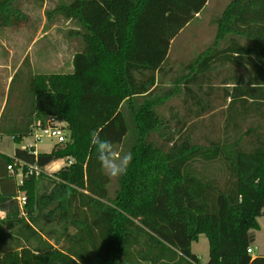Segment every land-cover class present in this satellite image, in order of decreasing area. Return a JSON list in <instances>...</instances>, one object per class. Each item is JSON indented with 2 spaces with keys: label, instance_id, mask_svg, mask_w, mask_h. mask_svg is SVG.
Returning <instances> with one entry per match:
<instances>
[{
  "label": "trees",
  "instance_id": "16d2710c",
  "mask_svg": "<svg viewBox=\"0 0 264 264\" xmlns=\"http://www.w3.org/2000/svg\"><path fill=\"white\" fill-rule=\"evenodd\" d=\"M208 1L73 0L55 8L80 25L73 33L84 49L66 73H34L25 58L0 115V136L21 143L56 116L68 124L66 145L38 155L17 148L14 156L41 168L74 160L25 179L23 213L8 170L13 156L0 152V264H264V256L248 252L264 216V0H233L215 19L222 46L188 63L177 79L191 109H199L204 85L225 67L236 70L222 79L225 137L196 143L183 134L184 122L178 135L167 133L166 147L149 141L160 123L157 107L180 92H155L172 40ZM19 2L0 0V28L29 23ZM130 133V157L111 196L104 165ZM196 163H222L224 177ZM202 234L207 263L192 251Z\"/></svg>",
  "mask_w": 264,
  "mask_h": 264
},
{
  "label": "rangeland",
  "instance_id": "374dc122",
  "mask_svg": "<svg viewBox=\"0 0 264 264\" xmlns=\"http://www.w3.org/2000/svg\"><path fill=\"white\" fill-rule=\"evenodd\" d=\"M19 1L21 9L30 16L29 23L20 27L0 28V115L6 104L12 78L26 57H29L34 73H66L73 70V57L85 46L82 36L73 33L80 29V25L63 15L53 13L61 2L70 4L73 0H45L43 3L34 0ZM232 1L209 0L204 10L172 40L169 58L159 75L155 92L163 97L166 96L165 92L171 89L180 88V92L167 97L157 107L160 123L157 130L151 134L150 142L166 147L167 133L173 131L178 135L184 122L183 134L191 136L196 143L208 145L210 140L225 137L227 101L223 97L222 79L236 70L225 67L218 78H212L210 83L204 85L205 90L200 91L204 98V106L199 109L197 107L191 109L192 105L185 95L184 83L177 82V79L184 73V67L188 63L216 45L222 46L223 42L218 41L219 27L215 19L223 15ZM48 12H52L51 18ZM237 71L244 73L242 68ZM27 73L28 67L24 66L16 83L17 89ZM126 114L130 119L128 108ZM249 122L254 123L256 119H250ZM246 126L247 124L244 128ZM131 136L130 133L122 143L113 147L112 159L105 162L104 170L111 180L109 185L111 196L115 195L119 187L122 167L130 157ZM29 142H34V138H26L25 143ZM21 146L22 144L15 142L11 136H0L1 153L12 156ZM54 146L55 140L45 138L37 143V151L50 153ZM63 166V162L52 164L47 167L46 173L53 174ZM195 166L206 175L219 179L224 177L223 173L226 170L222 163L210 165L196 163ZM259 221L260 229L255 230L256 248L253 252L256 256L264 255V216L260 217ZM192 251L203 263L208 262L210 245L205 234L200 235L199 240L192 243Z\"/></svg>",
  "mask_w": 264,
  "mask_h": 264
},
{
  "label": "built area",
  "instance_id": "2783aa9c",
  "mask_svg": "<svg viewBox=\"0 0 264 264\" xmlns=\"http://www.w3.org/2000/svg\"><path fill=\"white\" fill-rule=\"evenodd\" d=\"M30 137L34 138V142L25 143L26 139H24L21 142V148L28 151H33L35 155H38V142L45 138H49L55 140V145H66L70 141V130L68 128L67 122L59 120L56 116H50L47 118L45 123L39 124L34 128V131ZM12 156L13 162L8 165V170L10 174L15 177L16 183L19 187L17 199L20 209L24 213L25 205L27 203V195L20 189V187L24 185L25 179L27 177L32 175L39 176L43 172L46 173V169L50 165L45 168H41L37 164H31L23 159L15 157L14 155ZM73 160V158L65 160V164H71ZM248 252L253 254L254 248L250 247Z\"/></svg>",
  "mask_w": 264,
  "mask_h": 264
},
{
  "label": "crops",
  "instance_id": "0c3cea01",
  "mask_svg": "<svg viewBox=\"0 0 264 264\" xmlns=\"http://www.w3.org/2000/svg\"><path fill=\"white\" fill-rule=\"evenodd\" d=\"M208 2H209V1H208ZM207 4H208V3H207ZM188 25H189V24H188ZM228 103H229V101L227 102V105H228ZM227 105H226V107H227ZM226 118H227V111H226ZM65 160H66V159H59L58 161H56V162H54V163L57 164L58 162H63V164H64V166H65V165H66V164H65ZM54 163H52V164H54ZM52 164H51V165H52ZM1 215H2V214H1ZM259 223H260V221H259ZM253 248H254V250H255L256 247L254 246ZM262 256H264V255H262ZM253 257H256V255H253Z\"/></svg>",
  "mask_w": 264,
  "mask_h": 264
}]
</instances>
